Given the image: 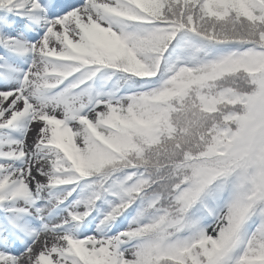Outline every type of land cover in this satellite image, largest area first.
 <instances>
[{"label": "snow or ice", "instance_id": "obj_1", "mask_svg": "<svg viewBox=\"0 0 264 264\" xmlns=\"http://www.w3.org/2000/svg\"><path fill=\"white\" fill-rule=\"evenodd\" d=\"M0 264H264V0H0Z\"/></svg>", "mask_w": 264, "mask_h": 264}]
</instances>
